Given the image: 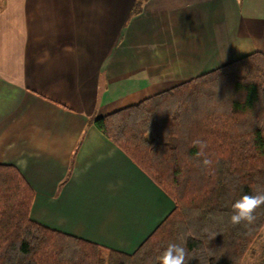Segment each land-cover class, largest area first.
Here are the masks:
<instances>
[{
    "label": "crops",
    "instance_id": "crops-1",
    "mask_svg": "<svg viewBox=\"0 0 264 264\" xmlns=\"http://www.w3.org/2000/svg\"><path fill=\"white\" fill-rule=\"evenodd\" d=\"M0 0V165L31 220L132 254L174 203L91 121L251 53L264 0Z\"/></svg>",
    "mask_w": 264,
    "mask_h": 264
},
{
    "label": "trees",
    "instance_id": "trees-1",
    "mask_svg": "<svg viewBox=\"0 0 264 264\" xmlns=\"http://www.w3.org/2000/svg\"><path fill=\"white\" fill-rule=\"evenodd\" d=\"M91 123L171 198L172 212L124 254L31 220V187L15 167L0 165V264H156L180 237L188 264H243L263 232L264 206L252 225L229 218L236 200L264 189V55L251 53ZM197 140L206 144L203 155Z\"/></svg>",
    "mask_w": 264,
    "mask_h": 264
},
{
    "label": "clouds",
    "instance_id": "clouds-1",
    "mask_svg": "<svg viewBox=\"0 0 264 264\" xmlns=\"http://www.w3.org/2000/svg\"><path fill=\"white\" fill-rule=\"evenodd\" d=\"M195 145H199L203 155V149L206 144L203 141H194ZM203 164L209 166L212 164L210 159H204ZM264 206V189L258 190L252 195H243L236 200L231 208L232 214L230 215L229 222L235 226L244 224L245 226L252 225L257 220V209ZM181 243H169L167 247L157 256L156 264H188L192 258L189 255L188 249L184 246V237H180Z\"/></svg>",
    "mask_w": 264,
    "mask_h": 264
},
{
    "label": "rangeland",
    "instance_id": "rangeland-1",
    "mask_svg": "<svg viewBox=\"0 0 264 264\" xmlns=\"http://www.w3.org/2000/svg\"><path fill=\"white\" fill-rule=\"evenodd\" d=\"M243 264H264V229L258 241L248 250Z\"/></svg>",
    "mask_w": 264,
    "mask_h": 264
}]
</instances>
